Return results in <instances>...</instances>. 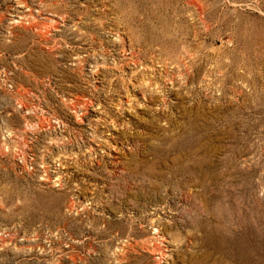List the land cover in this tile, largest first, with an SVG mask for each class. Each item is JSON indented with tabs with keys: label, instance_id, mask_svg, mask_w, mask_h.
<instances>
[{
	"label": "rangeland",
	"instance_id": "obj_1",
	"mask_svg": "<svg viewBox=\"0 0 264 264\" xmlns=\"http://www.w3.org/2000/svg\"><path fill=\"white\" fill-rule=\"evenodd\" d=\"M0 264H264V0H0Z\"/></svg>",
	"mask_w": 264,
	"mask_h": 264
},
{
	"label": "bare ground",
	"instance_id": "obj_2",
	"mask_svg": "<svg viewBox=\"0 0 264 264\" xmlns=\"http://www.w3.org/2000/svg\"><path fill=\"white\" fill-rule=\"evenodd\" d=\"M39 1V0H38ZM57 178V177H56ZM155 231V230H154Z\"/></svg>",
	"mask_w": 264,
	"mask_h": 264
}]
</instances>
